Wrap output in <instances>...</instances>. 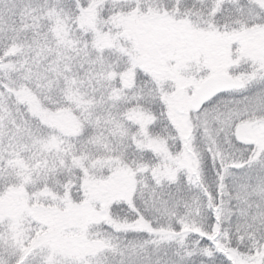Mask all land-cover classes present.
I'll use <instances>...</instances> for the list:
<instances>
[{
    "label": "snow or ice",
    "instance_id": "6c2138e0",
    "mask_svg": "<svg viewBox=\"0 0 264 264\" xmlns=\"http://www.w3.org/2000/svg\"><path fill=\"white\" fill-rule=\"evenodd\" d=\"M0 264H264V0H0Z\"/></svg>",
    "mask_w": 264,
    "mask_h": 264
}]
</instances>
